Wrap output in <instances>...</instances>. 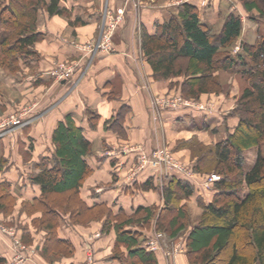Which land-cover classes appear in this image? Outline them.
I'll use <instances>...</instances> for the list:
<instances>
[{
	"label": "trees",
	"instance_id": "obj_1",
	"mask_svg": "<svg viewBox=\"0 0 264 264\" xmlns=\"http://www.w3.org/2000/svg\"><path fill=\"white\" fill-rule=\"evenodd\" d=\"M241 1L247 12L257 10L264 17V0ZM60 2L9 0L4 7L6 10L0 9L1 27L14 29L0 41L6 59L34 54L32 47L39 40L36 31L39 10L44 8L50 16L61 15L64 10ZM250 19L257 20L253 15ZM242 32L241 17L230 13L219 34H215L212 26L202 20L199 8L190 3L181 5L178 14L158 26L155 34L143 28L142 49L152 66L154 78H183L175 84L182 85L187 97L199 99L203 94L223 92L216 74L221 70L239 69L242 76L252 79L238 98L239 122L235 129L214 146L205 167L199 164L196 168L198 172L213 170L222 175L215 183L217 191L213 200L209 203L199 201L204 214L187 236L188 255L197 257L200 264H217L222 256H225L222 264H264V35L253 44L241 43V51L234 54L232 48ZM87 114L89 123L92 122L90 126H95L98 115L90 109ZM52 144L51 156H44L38 164L39 171L28 178L30 183L40 186L41 192L26 203L43 208L49 215L44 228L50 234L56 232L62 219L57 212L55 221V209H61V204L54 196L68 194L63 208L72 210L75 217L104 207L102 213L108 221L103 230L106 233L112 229L116 231L115 255L118 258L123 259V246L128 251L126 264H157L156 253L142 244L144 238L139 239L144 237L143 232L131 228L149 225L155 216L153 206L139 207L131 215L123 210L114 215L106 204L90 206L81 197V188L92 172L87 159L93 152V145L72 113L59 121L52 134ZM4 166L2 160L0 169L5 170ZM154 187L152 179L143 184L145 189ZM16 188L7 180L1 181L0 189L6 192L0 198L17 200L20 194L15 193ZM162 190L166 208L174 213L160 220L158 228L176 238L187 229L188 223L187 210L180 208V202L193 197L196 188L185 180L172 178ZM111 217H116L117 222ZM55 241L64 248L72 246L60 237Z\"/></svg>",
	"mask_w": 264,
	"mask_h": 264
},
{
	"label": "rangeland",
	"instance_id": "obj_2",
	"mask_svg": "<svg viewBox=\"0 0 264 264\" xmlns=\"http://www.w3.org/2000/svg\"><path fill=\"white\" fill-rule=\"evenodd\" d=\"M65 1L66 0H61L60 2V7L64 10V13L61 14L60 17L68 19L70 25L73 19L79 18L76 14H81L85 19H88L89 16L95 12V14L103 18V20L102 18L100 19L102 21L98 23L96 32L91 37L86 36L85 38H80L78 33L76 31H71V29L64 32V35L71 40V44L89 57L96 56L97 53L101 52L96 48L97 42L104 39L108 31L107 22L110 19H112V22L115 24V28L111 30L112 44H114V36L117 34L118 30H120L124 21V16L130 7L137 21L143 17L144 11L151 17L152 10L158 9V15L162 16L164 20L163 23H165V21L170 20L174 15L178 14L181 5L190 3L199 8L202 20L212 26L215 34H219L226 18L221 15V8H212L214 10H210L208 5L211 0H127L123 7L115 9H111L108 6V0H92V5L87 8L79 4L81 0H73L77 4L76 11L74 7L69 8L64 5L63 3ZM222 1L227 4L229 8L228 11L233 8L234 13L239 15L242 21L244 19L247 23L245 27L246 39L251 41L252 37L254 38L256 35L258 38L264 35V17H261L257 10L251 13L247 12L241 0ZM82 3H84V1ZM0 4V9L6 10L4 7L9 4V0H0ZM120 10H123L122 15L119 13ZM214 11L217 12L218 16H216ZM229 13L230 12H228L226 16H228ZM109 15L111 18H109ZM252 15L257 18L254 22L250 19ZM52 19L53 18L44 8L39 10L36 27L39 40L32 47L34 52L33 55H26L25 57L18 56L17 59L14 60L11 58L6 59L7 57L2 53L0 44V162L4 160V167H7V169L10 164H12L11 166L17 174L18 180L22 186L26 184V179L29 180L28 178L32 173L39 171L38 164L42 162L44 156H41L40 163L36 164L34 161L35 157L33 156L35 153H31V151H29L31 147L28 146L27 148L26 144L23 143L21 134L23 133L26 137L28 133L31 132V127L45 126L50 128L51 131H54L59 123L57 122L55 126L53 125L56 122V111L61 103H58V101L66 93V90L60 85V81L64 80L62 75L64 76V74L68 72L71 76L65 80L70 81L76 80L81 76L80 72H78L80 67L79 60L60 57H55V59H53L54 56L51 55L52 62L54 63L53 67L49 70L50 80L44 84V86L33 87L23 92H19L15 88L17 83H23L27 77L34 76L39 71L40 67L37 66V64H40L44 56L42 43L45 38V32L43 29L47 28L48 21ZM209 20H211L212 23H210ZM163 23L158 22V26ZM143 28L144 26L141 24L140 28L138 26L133 29L134 31L128 30L135 39H140L141 44ZM11 31L13 32L14 29H10L6 26L1 27L0 25V41L7 38ZM243 36L232 48L234 54L241 51V40L244 38ZM245 42L249 43L247 40H245ZM18 55L21 54L19 53ZM221 57L224 59L223 55ZM238 70H221L216 73L220 78L223 92L218 94H203L199 99L187 97L183 92L182 85L175 84L177 82H182L184 80L183 78H174L170 80H156L154 78V80L158 81V84L162 82L165 83L164 86L158 87V93H152L150 98L152 118L159 136L158 145L154 149H148L142 143H140V145L136 143L130 145L124 144L127 143L125 140L124 142L120 141L119 138H123L124 136L120 133V129L114 120L121 121V117L126 112L123 111L122 113L121 111L119 116L113 117L108 121V125L112 124V126H114V124H116L112 129L117 135V141L112 140L111 142H113L112 146H116L119 150H108L111 149V146L108 149L104 146L105 150L102 151L101 155L105 156L106 154L112 153L122 156V151H126L127 149L129 150L127 151L128 154L133 156L136 155L135 167L133 166L131 171L129 170L130 172L127 171L124 174H122L123 171L115 173V175H113V183L107 182L108 173L99 172L96 174L92 169V172L83 185L84 187L89 183H93L94 190L101 192L112 189L113 185L118 183L120 184L119 187L122 188V183L126 178L142 174L146 176H157L160 190H162L172 178L185 180L195 186L197 192L196 196L183 199L180 202V208L187 210L188 223L187 229L178 237L171 238L169 232L158 228L160 220H166L174 213L166 208V204L162 203L158 204V206H153L155 208V216L149 225H136L131 227L143 232L144 237L141 236L139 239L142 240L144 238L142 244L146 246L148 250L152 249L149 244L154 243V245L157 246V251H151L162 254L168 261L166 264H178L177 260L179 257H183L187 264H200L197 257L192 256L191 258V256L188 255L187 248L188 232L200 222L204 214V209L199 204V201L204 202V199L197 197V195L208 194V199L211 198L212 201V193L217 191L215 183L222 179V175L213 170L205 173L198 172L196 168L199 164L203 165V168L205 167L204 163L211 157V150L217 144V140H220L218 139L219 135H214L211 129L217 131L224 130L225 132L227 129L228 134L235 129V126L239 122V114L237 112L238 98L243 89L250 85V80L252 79L242 76ZM72 89H74V87H72ZM173 111H186L190 112L191 115L199 113L202 119L205 118L206 115H209L212 121H210V126L207 127V132H202L203 130L201 129H194V132H190L182 127L177 130L172 129L169 131V129L163 128L161 119L165 113ZM200 118L197 117L192 120V123L194 121L199 122L197 123L198 127L206 128V125H203L202 121L199 120ZM222 118L223 121H221ZM96 120V122H93H95L94 125L97 127L100 119L98 118ZM90 124L92 125V122H90L89 125ZM95 126H93V128H95ZM198 127L196 126L195 128ZM167 131L171 134L169 135L170 137L166 135ZM43 139L47 140L46 138ZM50 150V148L47 149L49 156H51L50 153L53 151ZM92 151L91 156L94 155V150L92 149ZM12 167L9 168V171L12 170ZM119 168L123 170V168L118 167V169ZM2 171H4V169H0V172ZM212 179L214 180L212 181ZM18 186L20 185L18 184ZM25 191L27 190L25 189ZM4 192L6 191L0 189V195H3ZM15 193L20 194L19 190ZM163 194L162 192V195ZM68 197V194H58L54 196V200L61 204V209H55V221L58 219L57 212L61 214L60 217L62 219L54 234H50V232L44 228L46 226V221L49 220V215L47 216V213L43 212V208L28 205L26 203L27 199H22L20 197L17 200H6L7 202L0 198V241L3 242L8 252L6 256L0 255V258L3 260L0 263L66 264V258L69 260L78 258L74 248L71 246L64 248L55 241L56 238L60 236L59 231L61 227L67 224L70 228L80 233L84 240L83 244L81 243V247L84 249V257H82L83 260H81L79 264H90V256L92 259L91 263L95 264L96 253L94 244L97 238H101L105 235L106 232H104L103 229L108 221L107 216L102 213L104 212V207L100 209L97 208L90 213H85L83 217L80 216L78 218L73 215L74 213L72 210H65V208H63L66 207L63 204L68 202ZM97 204L106 203L97 202ZM122 209L123 208L120 210ZM115 218L111 217L113 221L117 220ZM46 249L48 252H46ZM224 258L225 256L219 258L217 264H222Z\"/></svg>",
	"mask_w": 264,
	"mask_h": 264
},
{
	"label": "crops",
	"instance_id": "obj_3",
	"mask_svg": "<svg viewBox=\"0 0 264 264\" xmlns=\"http://www.w3.org/2000/svg\"><path fill=\"white\" fill-rule=\"evenodd\" d=\"M84 1V3H82ZM127 0H108V6L111 9L121 8L125 5ZM69 8H73L76 11L77 4L73 0H66L64 3ZM83 7H89L92 5V0H81L79 3ZM208 7L221 8L220 11L225 17L230 13H234L233 8L228 11L227 4L222 0H211ZM131 7L128 8L123 24L114 36L113 51L111 53L100 52L96 56H87L82 53L74 45L71 44V40L66 37L64 32L68 29L76 31L80 38L86 36L91 37L96 32L98 23L103 20L100 15L93 12L88 19H85L81 14L79 18L73 19L71 25L68 19L61 18L60 15L51 16L53 19L48 21L47 28H44L45 38L42 43L43 58L41 59L39 71L36 75L27 77L23 83H17L15 88L19 92L29 90L33 87L44 86L49 80V70L53 67L52 56L60 57L64 59H76L79 60L80 77L76 80H62L60 85L66 90L65 95L58 101L61 102L56 111V125L57 122L63 119L67 113H72L76 122L85 128V134L88 139L92 142L94 155L88 157L87 161L93 171L98 174L108 173L107 182L113 183V175L123 171L122 174L127 171L130 172L133 166L135 167V158L128 154L127 150L122 151V156L115 154H106L102 156L101 153L104 146L108 150H119L116 146H112V140L117 141V135L113 131V127L118 125L120 133L124 136L120 137V141L127 142L124 144L140 143L144 144L148 149H154L158 145L159 136L156 131V125L152 118L151 113V96L152 93H158V87H162L165 83L158 84V81L154 80L153 69L142 49L140 39L135 37L128 30H133L142 24L151 34H155L158 28V22L163 23L161 15H158V9L152 10L151 17L144 11L143 17L140 20H136L134 12H131ZM214 10V9H212ZM216 16L217 12L214 11ZM229 13V14H230ZM102 18V20H100ZM246 18V17H243ZM159 19V21H158ZM212 19V18H211ZM213 20V19H212ZM210 23L211 20H209ZM208 21V22H209ZM254 22V20H252ZM247 23L243 19V32L245 36V27ZM134 31V30H133ZM47 35V36H46ZM242 38L241 43L247 40L253 44L258 36L252 37L251 41ZM77 77V76H76ZM19 84V85H18ZM22 87V88H20ZM74 87V89H72ZM52 100V99H51ZM90 109L92 113L98 115L100 122L95 128L89 125V119L87 109ZM45 110V109H43ZM42 110V111H43ZM126 111L121 117V121L114 120L116 124L108 125V121L113 117L119 116L120 112ZM199 113L191 115L190 112L186 111H173L165 113L162 116L161 122L164 129H179L184 128L190 132H194V129H201L202 132H207V127L210 126V116L206 115L205 118H200ZM205 115V114H204ZM199 117L206 128L198 127L199 122L192 120ZM204 117V116H203ZM117 121V122H116ZM223 121V118L222 120ZM226 122V121H225ZM214 123V122H213ZM97 125V124H96ZM53 126V127H54ZM198 128H195V127ZM236 127V126H235ZM229 129V128H228ZM53 131V130H52ZM52 131L50 128L43 127H31V132L25 137L22 133L23 143L26 144L27 148L30 146L31 153H35L36 164L40 163L41 156H49L47 149L53 150V144L51 141ZM167 131V136L171 135ZM201 132V131H200ZM214 135H219L217 143L224 140L227 136L224 130L217 131L211 129ZM170 137V136H169ZM223 137V138H222ZM46 138L47 140L43 139ZM170 139V138H169ZM115 141V142H116ZM128 146V145H126ZM48 147V148H47ZM125 147V146H124ZM50 150V151H51ZM48 154V155H47ZM51 154V153H50ZM17 160V159H16ZM133 164V165H132ZM10 164L9 168L12 167ZM118 167L123 168L118 169ZM9 168L0 172V182L8 180L13 184V187H18L20 192V198L22 199H33L40 195V187L38 185H32L29 180L26 179V184L21 185L18 180L17 174ZM130 170V171H129ZM117 177V176H116ZM119 178V177H117ZM149 179L153 180L154 188L145 189L143 184ZM170 181V180H169ZM169 183V182H168ZM18 184L21 186H18ZM93 184V183H92ZM89 183L88 185L81 188V197L89 204L93 205L97 202H104L111 208L113 214H117L121 208L122 210L131 215L139 207L158 206V204H165L162 190L158 185L157 176H146L136 175L126 178L122 183L123 187H119V183L113 185L112 189L105 191H95L94 185ZM17 189V188H16ZM25 189L27 191H25ZM197 192L194 196H196ZM208 194H200L197 197L204 199V202H211V198L208 199ZM215 193H212V198ZM195 198V197H194ZM192 198V199H194ZM59 237L68 240L71 243V247L74 248L78 258L69 260L65 259L66 264H79L82 257H84V249L82 245L84 240L83 237L75 229L70 228L67 224L63 225L59 231ZM117 233L114 229L105 233L101 238H97L94 244L96 253L95 264H126L124 262L128 257V251L126 247L121 246L122 258H118L115 255ZM7 248L3 242L0 241V255H7ZM157 264H166L168 261L164 256L158 252ZM178 264H187L183 257H179L177 260Z\"/></svg>",
	"mask_w": 264,
	"mask_h": 264
},
{
	"label": "built area",
	"instance_id": "obj_4",
	"mask_svg": "<svg viewBox=\"0 0 264 264\" xmlns=\"http://www.w3.org/2000/svg\"><path fill=\"white\" fill-rule=\"evenodd\" d=\"M120 15L123 14V10H120L119 11ZM109 18H111V16L109 15ZM107 26H108V31L106 32L105 36H104V39H102V41H99L97 42V50L98 51H101V52H106V53H111L113 51V44H112V39H111V35H112V31L113 28H115V24L112 22V19L108 20L107 22ZM71 75L66 72V74H64V76L62 75V78L65 80V79H68ZM159 153V152H158ZM214 179H212L213 181ZM153 244V246H152ZM152 244H149L150 245V248L152 247V251H157V246L154 245V243ZM150 250V251H151ZM92 259H91V256H90V264L91 263Z\"/></svg>",
	"mask_w": 264,
	"mask_h": 264
}]
</instances>
